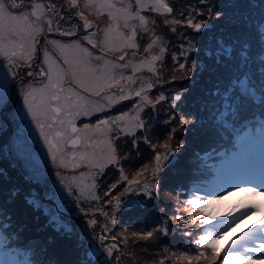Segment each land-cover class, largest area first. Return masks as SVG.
Instances as JSON below:
<instances>
[{"label": "rangeland", "instance_id": "374dc122", "mask_svg": "<svg viewBox=\"0 0 264 264\" xmlns=\"http://www.w3.org/2000/svg\"><path fill=\"white\" fill-rule=\"evenodd\" d=\"M81 2L83 0H80L79 8L80 6L84 7ZM131 2L133 11H135V0H131ZM168 2L174 9L171 15L161 16L150 10L141 13L148 17L150 31L143 32L140 28L136 29L139 48L125 49L127 54L123 61L118 59L121 53L106 51L102 48H96V54H93L91 61L93 68L101 69L105 62H110V65L129 64V67L115 70L118 76L122 72L125 77L116 87H104L99 95H95L96 99L92 100L93 102L89 107V115L83 116L86 124L95 126L101 120H108L109 127L116 128V125L112 124L111 121L115 117L127 113L124 121L119 122L120 126L134 125L137 112H139V119L145 123V128H135V136L119 132L118 128L109 133L107 139L97 131L88 133L89 146H83L81 151L94 152L97 160L103 163L104 156L102 154L107 153V140H111L120 159L119 165L109 164L101 170L91 165L86 166L85 162L79 161L77 158L76 161L67 160L68 166L60 168L53 164L51 156L46 152L48 147L39 137L36 140L29 136V133L21 134V136L0 133V205H3L6 212L11 214L14 221L20 225L18 231L21 235L17 241L22 250L29 251L36 246L24 240V238L28 239V235H31L38 242L40 248H43L46 242L54 241L50 245L49 251L53 255V250H57L58 262L55 261L56 264L61 259L64 264H72L73 261L84 256V249L77 245V237H79L81 240L87 241L85 248L88 247V244H92L101 252L107 245L116 244L117 251L113 253L111 264H127L125 255L130 250L136 255L139 249V246L135 248L136 245L139 242L147 241L149 252L157 251L159 253L150 257V264H160L162 260L164 264H168L167 259L163 257L166 255H168L170 264H188L187 260H177L176 257L181 254L193 257L198 255L199 250L195 245V240L203 230L194 227L191 223L184 225L174 219L178 215L187 216V212L184 211V202L192 195L215 199V197L208 195V192L223 191L235 184L244 182L264 181V152L261 151L264 150V118L255 121L253 126H247L240 135L235 137L230 146L221 148L219 153L222 159L218 164H214L213 160H208L202 165L198 162L182 164L180 157L187 149L186 147L198 140L200 134L207 135L209 133L203 128H201L200 133L194 132L195 128L200 126L201 119L194 118L193 115L186 118L184 113L193 114L199 105L198 101L202 98L205 101L208 95H205L204 91L200 89L190 90L189 85L183 89H171L166 92L169 95H163L165 99L156 104L155 108L151 105H144L141 98L135 96V91H138L142 84L151 82L153 87L147 91V95L154 102L156 97L161 95L160 92L156 96L152 94L160 89V82L162 84H175L174 81L169 82L168 78L171 76L163 75V70L167 68V63H164L163 59L156 64L157 75H153L145 69L136 73L135 84L127 80V77L133 74L132 67L139 65L142 59L149 58L143 49L151 43L153 33L155 36L161 37L158 44L162 42L165 47V41L170 37V34L182 32L181 27L185 24L187 16L180 17L178 13L183 5L180 1L177 2L176 6H173L175 3L169 0ZM120 6L117 3V7ZM79 8H75L77 10L75 14L82 11ZM84 12L87 14L86 11ZM48 15L53 18V24L55 23L58 28L55 22L58 16L53 15L52 12ZM96 15L93 11V14L89 16V19L93 21V27L87 31L96 32L98 40H102L103 32L112 22L108 20L106 10L100 18ZM75 19L82 26V33L86 35L83 22L77 15ZM165 19H178L181 23L176 25L165 24ZM152 20H155L156 23L152 24ZM64 22L68 21L65 19ZM173 27L176 29L175 32L172 31ZM120 30L124 31L126 35L130 34L129 30L123 29L122 21ZM58 31L70 32L69 29L62 28ZM259 48L260 51L264 52V39ZM152 52L153 55L158 54L159 47H154ZM95 57H102V59L96 60ZM88 79L87 76L83 77L85 83ZM35 80L36 83L39 82L38 75ZM121 87L124 89L123 93L120 92ZM121 95H130V98L121 100ZM177 95L181 97L179 100L174 99ZM16 105L15 111L19 109V104L16 103ZM137 105H141V108L138 109ZM202 107L204 109L203 105ZM187 108L189 110L184 111ZM209 110L208 113L212 114V108ZM169 111H174L175 114L170 116L168 115ZM203 113H197V116L209 119L205 110ZM12 115L11 117H13ZM4 117L7 118V115L4 114ZM184 118L189 123L180 127L179 121ZM14 119L15 122H23L22 115L18 116L17 119L14 117ZM117 133H119V138H116ZM166 143L170 145L172 150L168 156V161L171 163L169 165L168 162L162 161L165 167L159 175V194L154 193L149 197L143 195L142 190L128 192L121 198L117 210L113 197L119 196L120 192L128 187V182L121 180L120 168H123L124 174L128 176L129 180L136 178V174L143 169L145 170L144 175L139 179L151 181L155 156L157 154L163 155ZM77 163L80 166L74 168L73 164ZM60 178L64 179L63 184L60 182ZM89 178L92 180L88 181ZM93 178L96 180L93 181ZM93 184L95 187H92ZM113 184L117 185L115 189L111 187ZM66 185H69L70 189ZM78 185L84 188L83 197L77 190ZM10 193H15V196L10 197ZM92 193L98 199H91ZM105 193L110 194L105 195ZM32 199L39 202V207L28 203ZM248 199H255L257 202L264 203V196L250 197L247 194L232 192L217 203H213L211 210L216 213L218 221L226 220L227 214L236 205ZM130 201H138V203L129 205ZM141 207L150 211L147 217L137 218L129 227L123 226L125 225L124 222H119L120 214H125V217L122 218L126 219L129 212ZM113 216L117 221L115 225L111 224ZM53 218H56L58 222L67 224L72 229L71 238L62 236L56 230ZM93 219L97 223L95 226L89 227L88 221ZM259 219L260 217L252 216L235 227L221 241V245L233 238H238L240 234L243 236L244 230H250L249 226L255 225ZM157 229L161 231H156ZM163 229H167V236L163 235ZM35 231H39L41 235L36 234ZM186 231H191L192 235H185ZM147 232H153V236L148 239H140V235ZM133 233L139 235L134 236ZM5 235L16 238L14 233L7 231ZM99 236L106 237L103 244L98 239ZM125 237H127L126 241ZM117 257L118 259H116ZM104 260L105 254H102L92 258V264H102ZM192 264H208V262L201 259L200 261L193 260Z\"/></svg>", "mask_w": 264, "mask_h": 264}, {"label": "snow or ice", "instance_id": "6c2138e0", "mask_svg": "<svg viewBox=\"0 0 264 264\" xmlns=\"http://www.w3.org/2000/svg\"><path fill=\"white\" fill-rule=\"evenodd\" d=\"M66 2L70 8H78L80 4V0H66ZM200 2L208 4L207 11L195 12V10H192L184 22L186 27L193 29L196 33L207 30L213 17L219 20L222 15V13L214 12L215 6L211 5L210 0H200ZM117 3L121 6L117 7ZM83 6L89 10L88 13L85 14L84 11L76 13L83 22V28L87 32L81 39L90 44L93 49L102 48L106 51L121 53L118 57L121 61L125 59V55L127 54L125 49L139 48L136 29L140 28L143 32L150 31L149 19L141 14L143 11L150 10L161 16L171 15L174 11L168 0H135V11H133L131 0H127V3H125V0H83ZM105 10L107 11L108 20L112 23H109L103 32V39L98 40L96 32L87 31L93 27V21L89 19V16L93 14V11H95L98 17L102 16ZM48 12L59 16L60 20L64 19L56 10L55 3H49L45 6L42 3H38L37 0H0V57L8 61L10 71L14 68L31 69L26 72L27 76L38 75L47 80V83L41 89L27 88L21 91L20 95L28 115L31 116L32 121L36 124L45 145L48 147L53 164L60 168H66L68 166L67 160H77V153L75 151L72 152L71 157H66L67 149H78L81 146L88 147L89 132H100L107 139L108 134L116 131L118 128L119 132L135 136V128H145V123L139 119V112H137L134 125L126 124L125 127L120 126L119 122L124 121L128 115L124 113L122 116H117L111 121L112 124L116 125V128L109 127L108 120H101L95 126L85 124L83 129L76 127L75 117L81 114L85 116L89 115L90 105L86 96L73 92L71 88L67 90V94H64L65 88L63 85L68 76L71 75L72 81L80 80V83L83 84V92L88 93V95H99L104 87H116L120 81L125 79L122 72L118 76L115 70L118 68H128L129 64L110 65V62H105L103 68L96 69L91 64L93 53L79 41L72 45H61L59 41L53 40L49 41V43L59 49L62 64L53 59L47 50H44L43 66L36 65V67L40 68V71L36 72L33 69L32 61L36 59V45L39 43L38 37L46 30L48 32L53 31V19H46ZM193 12H195V15H193ZM180 15H183V13L181 12ZM195 16H206V19L196 22ZM121 21L123 22V29L129 30L130 34L126 35L124 31L120 30ZM151 23L155 24L156 21L152 20ZM164 23L176 25L180 24L181 21L178 19H165ZM45 24L47 25L46 29ZM56 30L58 31L59 29L57 28ZM172 31L175 32L176 29L173 27ZM262 33H264V29H262ZM60 35H75V33L60 31ZM159 41H161V37L155 36L153 33L151 43L143 49L149 58L142 59L139 65L132 67L133 74L127 77L130 83L135 84L136 73L145 69L149 73L157 75L156 64L158 61H162L165 52L164 45L162 42L158 44ZM236 43H239V38H237ZM154 47H159L158 54L153 55L152 50ZM243 47L246 49L247 45ZM189 51H196L195 46L191 45ZM205 54L212 61L213 67L219 66L224 69H227L233 61H237V67H239V62L246 63L247 61L246 51H237L234 44H229L223 40H217L215 46L208 48ZM133 55H135V52H133ZM95 59L100 60L102 57H95ZM180 68L184 69L185 64H180ZM98 72L99 74H97ZM22 74L20 71L16 72L17 76ZM85 76L89 77L86 83L83 80ZM7 84V74L3 72V75L0 76V96H3L4 102L7 94ZM152 87L153 84L151 82L142 84L140 89L135 91L134 94L141 98L144 105H151L155 108L156 104L163 101L165 97L161 94L156 97L154 102L150 100L147 91ZM123 91L124 89L121 87L120 92L123 93ZM259 91V108L264 109V87L260 85ZM211 95L219 99L220 108L222 109L216 117L217 121L224 129L230 130L236 135L237 128L235 127V123L248 118L254 106L253 101L257 99L256 91L250 86L249 79L247 77L244 79L237 77L230 80L228 86L223 87L218 82ZM129 98L130 95L120 96L121 100ZM180 98L179 95L174 97L175 100H179ZM109 100H111L110 97ZM137 108H141V105H137ZM229 117L232 118L231 124L228 123ZM188 123L187 119L179 121L180 127H184ZM57 125L59 128H56L54 133L46 131V128L52 130ZM77 133H81V135H77ZM116 138H119V133H117ZM164 148L165 152L163 155L157 154L155 156V166L151 181L139 179V177L144 175L145 170L143 169L136 174V178L129 180L128 176L124 174L123 168H120L121 180L127 181L128 187L124 188V191L120 192L119 196L113 197L117 210L119 209L121 198L128 192L142 190L143 195L149 197L154 193L159 194V175L165 167L162 161L168 162L169 165L171 163L168 161L169 153L172 151L170 145L166 143ZM107 149V153L102 154L104 156L103 163L97 160L94 152L87 151L79 153V161L85 162L86 166L91 165L101 170L109 164L119 165L120 159L111 140H107ZM172 154L174 155V153ZM79 166L78 163L73 164L74 168ZM60 182L63 184L64 179L60 178ZM66 187L70 189L69 185H66ZM92 187H95V184ZM111 187L115 189L117 185L113 184ZM77 190L83 197L84 188L78 185ZM232 192L247 194L250 197L264 196V181L244 182L235 184L223 191L208 192V195L215 197V199H208L207 196L202 198L197 195H192L191 198H188L184 202V211L187 212V216L178 215L174 219L184 225L191 223L194 227L200 228L203 231L195 240V245L199 250L198 255L193 257L181 254L176 257L177 260H187L188 264H192L193 260L200 261L201 259L207 261L208 264H216L217 261H219V264H264V203L257 202L255 199H248L236 205L227 214L226 220L219 221L217 220L216 213L211 210L213 203H217L224 196ZM109 194L105 193V195ZM14 196L15 193H10V197ZM91 199H98V197L92 193ZM28 203L39 207V202L35 199L29 200ZM135 203H138V201H130L129 205ZM252 216L260 217V219L255 225L249 226L250 230L245 229L243 236L233 238L221 245V241L224 240L230 231ZM5 220L6 222H4ZM53 222L56 224V230L62 236L71 238L72 229L67 224L56 221V218H53ZM96 223L94 219L88 221L89 227L95 226ZM116 223V218L113 216L111 224L115 225ZM19 227L20 225L14 221L11 214L6 212L3 205H0V264H54V261L48 256L50 245L54 241L46 242L43 248L35 246L44 256L42 260L33 261L27 258L19 260L16 258L19 253L6 248L10 237L6 236L5 232L14 233L16 238L19 239L21 235L18 231ZM156 231L161 230L157 229ZM162 231L163 235H168L167 229H163ZM184 234L191 236L192 232L186 231ZM133 235L139 234L133 233ZM152 236L153 232H147L140 235V239H148ZM98 239L103 244L106 237L99 236ZM126 240L127 237H125ZM86 243L87 241L77 237V245L84 249V256L73 261L72 264H92V258L102 254H105V260L102 264H111L113 253L117 251L116 244L107 245L103 248V252H101L99 248H96L92 244H88V247L85 248ZM160 264H164V261H160Z\"/></svg>", "mask_w": 264, "mask_h": 264}, {"label": "trees", "instance_id": "16d2710c", "mask_svg": "<svg viewBox=\"0 0 264 264\" xmlns=\"http://www.w3.org/2000/svg\"><path fill=\"white\" fill-rule=\"evenodd\" d=\"M169 1L175 3L173 6H176L178 1L181 2L183 6L178 14L180 15L182 12L183 15H180V17H188L189 12L192 10H195V12H206L208 7V4L201 3L200 0ZM210 3L215 6L213 9L214 12L222 13V15L219 20L213 17L207 30L196 33L193 29L186 27V24H184L181 27L182 32L170 34V37L166 39L163 61L167 63V68L163 70V75L171 76L168 80H170L169 82L174 81L175 84H162L160 82V89L152 93L156 96V94L160 92L164 96H168L169 93L166 92H169V90L183 89L189 85L190 90L194 91L195 89H200L204 91L205 95H208L205 101L204 98L198 101L199 105L193 114L184 113L186 118L193 115L194 118L201 119L200 126L196 127L194 132L200 133L201 128H203L209 133L207 135L200 134L198 140L190 143V145L186 147L187 149H185L180 157L181 162H183L182 164L198 162L202 165L207 162L208 157L217 150L230 146L233 143L232 141L235 140V137L240 135L247 126H252V122L264 118V109L259 108V104L255 99L253 101L254 106L248 118L246 120H239L235 123L237 129L236 135H234L230 130L224 129L217 121L216 117L222 109L220 108L219 99L211 95V92L215 90L218 82H220L223 87L228 86V82L232 79L237 77L244 79L247 77L250 81V86L256 91V97L258 98L260 96V85L264 87V52L260 51L259 48L264 39V33H262V29H264V0H210ZM66 9H69L74 14L77 11L75 8L70 7H66ZM79 10L86 11L87 13L89 11L81 6ZM195 12H193V15H195ZM96 17L98 16L96 15ZM100 17L101 16L98 18ZM202 19H206V16H195L196 22ZM237 38H239V43H236ZM217 40H223L229 44H234L237 51H246V63L239 62V67H237V61H233L229 64L227 69L219 66L213 67L212 61L207 58L205 53L208 48L215 46ZM191 45L195 46L196 51H189ZM244 45H247L246 49L243 47ZM173 57H175V59H173ZM185 57H187V59H185ZM180 64H185V68L181 69ZM212 98L214 99L212 100ZM209 108H212V114L208 113L210 111ZM186 110L188 111L189 109L187 108L184 111ZM203 110L207 112L209 119H203L197 116V113L204 114ZM174 114V111H169L168 113L170 116ZM228 123H232L231 117H229ZM91 180L90 178L88 179V181ZM94 180L96 179L93 178V181ZM149 213V210H145V208L141 207L129 212L126 219L122 218L125 217V214H120L119 222H124L125 225L123 226L129 227L137 218L147 217ZM35 233L41 235L39 231H35ZM28 236V239L24 238V240L38 246V242L34 240L31 235ZM138 246L139 249L136 255L132 253V250L125 255L127 264H150V257L159 254L157 251H153L152 253L149 252L147 241L139 242L135 248ZM6 248L15 250L19 253L16 257L19 260L25 258L33 261L44 259L43 254L36 247L29 251L22 250L17 238L10 237ZM159 252L161 254V251ZM48 256L51 257L54 264L58 262L56 258L58 257L57 250H53V255H51L49 251ZM163 257H165L168 264H170L168 255ZM61 263L64 264L62 259L58 264ZM216 264H218V261Z\"/></svg>", "mask_w": 264, "mask_h": 264}, {"label": "flooded vegetation", "instance_id": "af4514ba", "mask_svg": "<svg viewBox=\"0 0 264 264\" xmlns=\"http://www.w3.org/2000/svg\"><path fill=\"white\" fill-rule=\"evenodd\" d=\"M38 3H42L45 6H47L49 3H55L56 10L64 17L63 20H60L59 16L56 19V23L58 26V29H69L70 32H74L75 35H64L61 36L60 32L57 31V27L55 23L52 25L53 31L48 32L47 30L38 37L39 43L36 45L37 51H36V59L32 61L33 69H35L36 72L40 71V68L36 67V65L43 66L44 62V50H47L51 57L55 59L58 63L62 64V60L60 59L59 49L56 48L54 45L49 43V41H59L61 45H72L75 42L79 41L84 47H87L89 51H91L93 54H96V49H93L90 44H87L86 41L82 40L81 37H83L82 33V26L76 21V15L71 12L69 9H66V7L69 8L66 0H44V1H37ZM83 3V2H82ZM51 13V12H48ZM47 18H51L47 14ZM53 19V18H51ZM67 20L68 22H64V20ZM54 21V20H53ZM45 29L47 28V25L45 24ZM75 30H72V29ZM98 39V38H97ZM31 69H12L9 70V63L7 60H5L3 57H0V76L3 75V72L7 74L8 84L6 87V96H5V102L3 96H0V125L1 129L0 132L6 133L8 135L13 134H25L29 133V136L34 137L37 140V137L43 140V138L40 135L39 130L36 127V124L32 121L31 116L28 115L27 109L24 107L22 98H21V91L32 88V89H41L44 87V85L47 83V80L41 76L39 77V82L36 83L35 77L37 75H34L32 77H29L26 75V72ZM20 71L23 73L20 76L16 75V72ZM82 85L80 83V80L72 81L71 75L68 76V79L64 82V88L65 93L67 94V90L71 88L73 92L79 93L80 95L86 96L89 105L92 104V100L96 99L95 95H88V93H85L82 91ZM62 94V95H64ZM75 98V97H74ZM4 103V104H3ZM16 103L19 104V109L15 111V107L17 106ZM4 114L7 115V118L4 117ZM11 114H13L11 117ZM23 116V122H15L14 117L17 119L18 116ZM84 115H78L75 117V125L79 129H83V126L86 124V120L83 117ZM51 123V121H49ZM12 125V127H11ZM59 128V126H55L54 129L49 130L46 128V131L54 133L55 129ZM77 135H81V133H77ZM44 141V140H43ZM83 146H81L78 149H67L66 151V157H71V154L73 151L77 153V158H79V153L83 152L81 151Z\"/></svg>", "mask_w": 264, "mask_h": 264}, {"label": "clouds", "instance_id": "9594fccd", "mask_svg": "<svg viewBox=\"0 0 264 264\" xmlns=\"http://www.w3.org/2000/svg\"><path fill=\"white\" fill-rule=\"evenodd\" d=\"M256 102L259 104V99L257 98V100H256ZM255 122V121H254ZM254 122H252V126H253V123ZM0 133H2V132H0ZM5 133V132H4ZM13 135H20L21 136V134H13ZM13 135H11V136H13ZM45 144V143H44ZM221 149V148H220ZM220 149L219 150H217L216 152H215V155H216V157H219V158H221V155H220V153H219V151H220ZM46 152L47 153H49V150L48 149H46ZM207 161H208V159H207ZM206 163V162H205ZM205 163H203V164H205ZM15 166V165H14ZM21 252V251H20ZM28 256V255H27Z\"/></svg>", "mask_w": 264, "mask_h": 264}]
</instances>
